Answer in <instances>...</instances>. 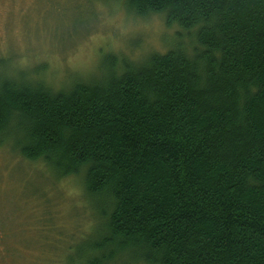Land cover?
Wrapping results in <instances>:
<instances>
[{
	"label": "trees",
	"instance_id": "trees-1",
	"mask_svg": "<svg viewBox=\"0 0 264 264\" xmlns=\"http://www.w3.org/2000/svg\"><path fill=\"white\" fill-rule=\"evenodd\" d=\"M111 1L163 16L172 45L55 90L43 65L0 79V148L13 138L55 192L78 185L75 215L40 213L59 234L34 224L38 247L61 264H264V0Z\"/></svg>",
	"mask_w": 264,
	"mask_h": 264
},
{
	"label": "rangeland",
	"instance_id": "rangeland-1",
	"mask_svg": "<svg viewBox=\"0 0 264 264\" xmlns=\"http://www.w3.org/2000/svg\"><path fill=\"white\" fill-rule=\"evenodd\" d=\"M178 31L167 27L163 16L139 19L111 0H0V54H5L0 79H6V68L29 71L33 63L44 66L54 90L76 75L91 81L105 73L103 62L109 56L141 60L153 51L164 53ZM12 139L0 148V264H61L58 244L50 250L43 240L38 247L34 224L43 229L37 235L44 239L50 234L55 242L59 229H51L50 218L40 213L63 219L75 215L70 212L79 201L77 182L63 180L55 192L44 168L12 154ZM44 197L54 210H45ZM61 221L59 228L70 232V224Z\"/></svg>",
	"mask_w": 264,
	"mask_h": 264
}]
</instances>
